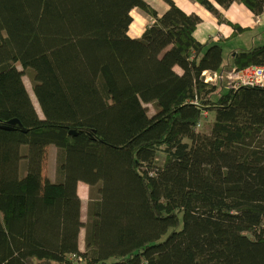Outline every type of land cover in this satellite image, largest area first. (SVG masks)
<instances>
[{
  "label": "trees",
  "instance_id": "16d2710c",
  "mask_svg": "<svg viewBox=\"0 0 264 264\" xmlns=\"http://www.w3.org/2000/svg\"><path fill=\"white\" fill-rule=\"evenodd\" d=\"M161 1L0 0V264H264V86L225 81L264 67V43L226 68L200 18ZM189 1L218 20L216 5L264 11ZM135 9L150 22L130 38Z\"/></svg>",
  "mask_w": 264,
  "mask_h": 264
},
{
  "label": "crops",
  "instance_id": "0c3cea01",
  "mask_svg": "<svg viewBox=\"0 0 264 264\" xmlns=\"http://www.w3.org/2000/svg\"><path fill=\"white\" fill-rule=\"evenodd\" d=\"M173 1L182 10L186 12H192L200 18L201 22L197 25L193 33V36L198 42H200L201 44L218 43L220 46V43H223L224 46L232 47L226 51V55H223L222 51V65L226 68L232 66V63L230 62L229 58L232 55L233 50L238 49L239 51L241 48H253L258 44L264 43V11L260 15L254 16L244 7H242L240 3L233 2L227 9H224L220 6H216L218 13L220 14V20H218L214 15H212L210 12L205 10L197 3H193L189 0ZM160 5L161 7H163L164 10L167 8L162 4ZM163 9L161 10L162 12L164 11ZM233 25L242 28V32L240 30H234L233 27L235 26ZM136 36L139 37L138 35ZM229 42L233 43L234 45L229 46ZM232 71L234 70L232 69ZM19 177L20 172L15 171V168L13 170L11 169L10 160L11 180L16 181ZM79 184L80 183H78V185Z\"/></svg>",
  "mask_w": 264,
  "mask_h": 264
},
{
  "label": "rangeland",
  "instance_id": "374dc122",
  "mask_svg": "<svg viewBox=\"0 0 264 264\" xmlns=\"http://www.w3.org/2000/svg\"><path fill=\"white\" fill-rule=\"evenodd\" d=\"M154 10H156L159 14L163 13L161 10L163 9V7H161L160 3L162 5H165L161 0L160 3L156 0H145ZM218 6V5H216ZM230 7V6H229ZM228 7V8H229ZM227 9V8H226ZM164 10V9H163ZM132 19H133V25L131 28L133 29H137V27H141V30H143L147 24L150 22V18L147 17L145 15L144 12H142L141 10L139 9H135L132 13ZM140 30V31H141ZM140 31H136V30H129L128 32V35L130 38H138L136 35L140 36ZM221 46L223 47L222 51H223V55H226L227 54V50L229 48H232V47H228V46H224L223 43H220ZM234 44L229 42V46H233ZM229 53V52H228ZM204 76V77H203ZM201 77L205 80L207 79V76L203 73H201ZM23 81H24V84L26 86V89H27V92H28V95H29V99H30V106H31V112L33 114H36L38 117H41V114H40V111H39V107L36 103V100H35V97L33 95V92H32V85H31V81H30V78L27 77V76H24L23 77ZM226 81V84H230L228 82L227 79H225ZM210 84V83H208ZM216 84H217V81H216ZM19 146L17 145H13V148H12V153L17 156L19 154ZM54 150L51 146L49 145H45L43 147V154H42V166H41V177H42V184H41V191L43 190V181L44 179H47L49 177V175L51 174L50 173V161L51 159H53L54 157V154L52 153ZM21 160L19 159H16V158H13L11 159V169L13 170L15 168V171H18L20 172V169H21ZM88 187L83 184V183H80L78 185V194L81 198V202H82V220L84 221L85 220V213H86V202H87V199H88ZM79 249L80 250H83V230L80 231L79 233Z\"/></svg>",
  "mask_w": 264,
  "mask_h": 264
},
{
  "label": "built area",
  "instance_id": "2783aa9c",
  "mask_svg": "<svg viewBox=\"0 0 264 264\" xmlns=\"http://www.w3.org/2000/svg\"><path fill=\"white\" fill-rule=\"evenodd\" d=\"M203 73L207 76L206 80L203 79L205 83L216 84V81L219 82V75L216 72L203 71L202 75ZM225 79L230 83L228 85H233V88L238 86H264V68L248 67L225 77Z\"/></svg>",
  "mask_w": 264,
  "mask_h": 264
},
{
  "label": "water",
  "instance_id": "95a60500",
  "mask_svg": "<svg viewBox=\"0 0 264 264\" xmlns=\"http://www.w3.org/2000/svg\"><path fill=\"white\" fill-rule=\"evenodd\" d=\"M15 125H17V124L15 123V121H10V122H9V125H7V126L4 125V126H2V127H3L4 129H9V130H12V129H13V130H14V126H15Z\"/></svg>",
  "mask_w": 264,
  "mask_h": 264
},
{
  "label": "bare ground",
  "instance_id": "6f19581e",
  "mask_svg": "<svg viewBox=\"0 0 264 264\" xmlns=\"http://www.w3.org/2000/svg\"><path fill=\"white\" fill-rule=\"evenodd\" d=\"M131 24L133 25V22H132ZM132 25H130V29H131V30H136V31H140V30H141V27H137V29H133V28H131ZM141 31H142V30H141ZM141 31H140V32H141Z\"/></svg>",
  "mask_w": 264,
  "mask_h": 264
}]
</instances>
